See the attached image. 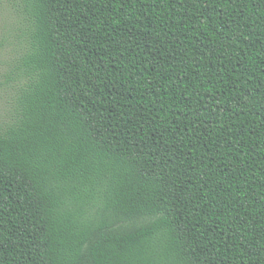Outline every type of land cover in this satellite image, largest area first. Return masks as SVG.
I'll return each mask as SVG.
<instances>
[{
	"label": "trees",
	"instance_id": "16d2710c",
	"mask_svg": "<svg viewBox=\"0 0 264 264\" xmlns=\"http://www.w3.org/2000/svg\"><path fill=\"white\" fill-rule=\"evenodd\" d=\"M0 264H264V0H19Z\"/></svg>",
	"mask_w": 264,
	"mask_h": 264
},
{
	"label": "rangeland",
	"instance_id": "374dc122",
	"mask_svg": "<svg viewBox=\"0 0 264 264\" xmlns=\"http://www.w3.org/2000/svg\"><path fill=\"white\" fill-rule=\"evenodd\" d=\"M19 16V0H0V122L8 115L13 102L8 75L22 48Z\"/></svg>",
	"mask_w": 264,
	"mask_h": 264
}]
</instances>
